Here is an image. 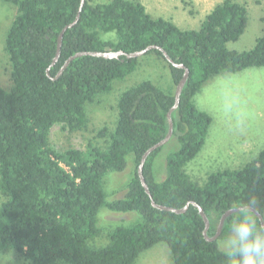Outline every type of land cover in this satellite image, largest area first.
Here are the masks:
<instances>
[{"label":"trees","instance_id":"trees-1","mask_svg":"<svg viewBox=\"0 0 264 264\" xmlns=\"http://www.w3.org/2000/svg\"><path fill=\"white\" fill-rule=\"evenodd\" d=\"M1 1L15 5L18 15L6 43L13 87L8 92L0 86V252L16 250L30 264H135L141 254L164 243L174 264H225L216 244L236 214L226 220L220 238L210 242L197 207L190 205L180 215L154 208L138 175L144 154L169 133L168 113L185 70L170 64L160 50L134 59L82 56L64 67L78 53L132 54L157 46L188 69L179 107L172 113V138L180 147L167 158L163 181L156 180L154 165L164 146L148 157L143 175L156 204L201 206L212 238L234 201L255 198L253 208L264 217V150L240 169L210 174L203 186L185 171L204 147L213 123L196 106V95L213 76L264 67V32L249 51L227 47L247 29L246 5L224 0L199 30H183L171 20L153 18L141 0H86L82 10L81 0ZM79 13L54 64L60 34ZM103 33H116L117 40H103ZM152 55L169 68L174 91L146 81L123 92L116 128L99 133L106 138L105 147L89 144L85 151H58L51 145L56 125L72 133L86 129L87 104L109 93L116 80L134 73L140 60ZM129 156L135 177L125 197L109 203L104 178L110 171H124ZM103 207L138 213L141 220L116 228L108 246L94 249L89 242L100 234L97 218Z\"/></svg>","mask_w":264,"mask_h":264},{"label":"rangeland","instance_id":"rangeland-1","mask_svg":"<svg viewBox=\"0 0 264 264\" xmlns=\"http://www.w3.org/2000/svg\"><path fill=\"white\" fill-rule=\"evenodd\" d=\"M224 0H141L153 18L173 21L183 30H199L206 16ZM248 9V24L237 42L227 44L232 51H249L264 32V0H237ZM106 3L107 0H92ZM99 2V3H98ZM166 5L161 13L157 7ZM18 15V8L0 0V86L5 91L13 87L9 54L6 51L8 34ZM103 40H117L116 33H103ZM150 81L167 93L174 91L171 73L164 61L156 56L140 60L137 70L124 79L116 80L109 93L100 95L86 106L88 125L81 132H70L63 125H56L51 133V145L58 151L72 148L85 151L89 144L106 146V138L99 133L107 128L113 131L118 119V100L121 94L143 82ZM199 110L208 113L213 123L206 143L198 156L185 167L193 182L203 186L210 174L237 170L254 160L264 150V67L249 68L236 74L213 76L196 95ZM180 145L171 138L157 155L154 174L158 182L167 176V158L178 151ZM135 163L127 158L124 171H110L104 178L107 202L125 197L128 185L135 177ZM0 195V203H1ZM141 220L138 213H119L103 207L97 223L100 234L89 242L94 249L108 246L110 234L118 227H130ZM0 264H30L13 249L0 252ZM58 264H67L62 261ZM135 264H174L173 256L164 243L144 252Z\"/></svg>","mask_w":264,"mask_h":264},{"label":"water","instance_id":"water-1","mask_svg":"<svg viewBox=\"0 0 264 264\" xmlns=\"http://www.w3.org/2000/svg\"><path fill=\"white\" fill-rule=\"evenodd\" d=\"M85 1L86 0H81V10L83 8V6L85 5ZM80 20V13L78 14L77 18L75 19L74 22H72L71 24L67 25L61 32L60 34V37H59V40H58V49H57V54H56V57H55V60H54V64L58 61L59 57H60V54H61V49H62V44H63V39H64V35L65 33L73 28ZM152 50H160L164 57L166 58V60L172 64L173 66H175L176 68H180V69H184L185 70V74H184V77L183 79L181 80V82L179 83V85L177 86L176 88V92H175V105L174 107L171 109V111L168 113V119H169V124H170V129H169V133L167 135V137L162 140L160 143L154 145L153 147H151L145 154L144 156L142 157L141 159V163L139 165V168H138V175H139V178L141 180V183L146 191V193L150 196L151 198V203L153 205L154 208L158 209V210H161V211H165V212H170V213H175V214H184L187 212V210L189 209V206L190 205H194L195 207L198 208L199 212H200V215L201 217L203 218L204 222H205V230H204V236L206 237V239L210 242H214V241H217L221 234H222V231H223V228H224V225L226 223V220L236 214L234 213L232 210H229L227 212L224 213V215L222 216L221 220H220V223H219V226H218V230H217V233L214 237L210 238L208 236V231L210 229V220L209 218L207 217L204 209L199 206L198 204L194 203V202H191V203H188L183 209H175V208H170V207H165V206H161V205H158L154 202V200L152 199V196L150 194V191H149V188H148V185L145 181V178H144V175H143V170H144V166H145V163L148 159V157L156 150H158L159 148L165 146L170 140L171 138L173 137V133H174V123H173V120H172V113L179 107V104H180V101H181V95H182V92H183V89L185 87V84L189 78V71L188 69L184 66V65H181V64H176L174 63V61L169 57V55L160 47H157V46H150L148 47L147 49L143 50V51H140V52H136V53H132V54H125L124 52L122 51H119V52H105V53H102V52H83V53H78L76 54L75 56L71 57L68 62L66 63L65 68H67L69 66V64L75 60L76 58H79V57H82V56H93V57H99V58H105V59H120L122 58L123 56L128 58V59H134V58H141L143 56H145L149 51H152ZM62 74V71L60 73V75ZM251 211L259 218L261 224H264V217L263 215L256 209L252 208Z\"/></svg>","mask_w":264,"mask_h":264},{"label":"clouds","instance_id":"clouds-1","mask_svg":"<svg viewBox=\"0 0 264 264\" xmlns=\"http://www.w3.org/2000/svg\"><path fill=\"white\" fill-rule=\"evenodd\" d=\"M255 205V198H250L234 201L230 206L236 215L216 244L225 264H264V224L258 223L251 211Z\"/></svg>","mask_w":264,"mask_h":264},{"label":"crops","instance_id":"crops-1","mask_svg":"<svg viewBox=\"0 0 264 264\" xmlns=\"http://www.w3.org/2000/svg\"><path fill=\"white\" fill-rule=\"evenodd\" d=\"M164 3V6H161V7H157L158 8V10H159V8H160V12L161 13H163V11L166 9V5H165V2H163ZM147 10V9H146ZM148 12V11H147ZM149 13V12H148ZM179 27V26H178ZM180 28V27H179Z\"/></svg>","mask_w":264,"mask_h":264}]
</instances>
